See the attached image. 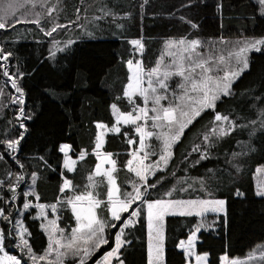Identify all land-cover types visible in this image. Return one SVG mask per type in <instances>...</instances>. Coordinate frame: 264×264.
<instances>
[{
    "label": "trees",
    "instance_id": "trees-1",
    "mask_svg": "<svg viewBox=\"0 0 264 264\" xmlns=\"http://www.w3.org/2000/svg\"><path fill=\"white\" fill-rule=\"evenodd\" d=\"M46 5L37 7V12L41 13L39 26L30 22L17 25L15 30H0V42L16 56L10 61L13 65L10 71L19 65L20 70L26 73L21 86L26 93L25 113L32 117L23 120L26 131L19 126L17 106L9 102L13 89L7 78L0 74V88L4 93L0 97V142L15 138L21 132L24 135L16 156L9 153L0 159V179H8L5 176L8 170L26 174L38 172L35 191L39 193L40 202L46 204L62 200L65 195H74L72 189H66L64 193L59 191L65 177L72 180L75 194L91 190L99 199L106 201V177L93 175L95 188L90 187L88 179L95 173L98 163V157L92 151L99 132L96 122H104L109 127L116 124L111 107L113 103L121 111H132L134 105L123 95L129 78L128 59L136 61L142 58L147 70L155 67L161 56H166L168 45L165 42L170 39L199 38L204 43L198 52L204 57H218L227 55L233 43L241 37L264 36V14L260 12L259 0H147V3L144 0H49ZM102 7L111 9L120 18L109 16L102 23L92 24L87 28L94 33L91 36L85 34L84 27L68 24L69 20H76L77 8L81 10V23L88 25L93 16H101L99 9ZM125 13H131V16L126 17ZM25 18L29 21L36 19L34 15ZM187 21L198 27L193 28ZM54 22L67 25L66 30L57 29L53 37H46L45 31ZM68 38L76 43L66 52L57 51L50 42ZM138 38H142L145 44L142 57L130 43ZM49 49L56 53L54 58L49 57ZM249 61L250 68L234 81L231 95L222 97L223 102L217 104L218 110L236 121V128L221 138L212 137L210 155L197 164L195 160L199 159V153L192 152V145L203 148V135L212 127L213 113H203L174 146V155L167 169L158 170L157 175L149 180L154 183L164 176L161 184L150 190L151 198H158L184 178L192 187L187 192L174 193L173 198L189 199L204 194L196 178L203 177L208 181L214 174L216 183L207 190L217 198L226 199L227 204L226 214H208L205 221L210 226L199 232L197 252H209V264H220L224 253L244 257L255 245L264 243V197L257 195L255 183L257 168L264 164V49L259 52L253 50ZM180 80L178 76L171 77L169 88L179 91L177 84ZM135 103L143 106L142 98L137 97ZM162 103L167 104L168 101ZM150 123L152 125L151 120ZM120 127L119 133H106L102 150L112 152L113 159L117 161L114 174L123 194L125 188L131 190L128 181L134 178L126 167L130 156L128 149L138 147V144L129 146L124 133L137 137L138 134H135L133 125L122 124ZM63 144L71 146L69 154L72 157L78 158L81 151L87 152L83 160H77L74 171L64 167L66 155L61 149ZM146 144V151L158 153L160 141L155 136ZM0 152H5V148L0 146ZM233 153L240 155L233 157ZM17 158L24 164L23 169L17 165ZM155 159L157 155H150L149 162ZM30 183V175H26L18 192L26 191ZM4 192L8 195L6 189ZM29 198L34 199L32 196ZM23 200L21 196L15 201L18 209L22 207ZM3 206L0 202V207ZM36 212L37 208L32 206L22 217L31 232L29 239L34 250L42 251L47 246V237L39 226ZM97 213L102 218L109 215L103 204ZM57 215L59 227L70 233L75 226L70 207L58 206ZM200 220L197 215L170 214L165 218V264H185L179 241L186 238ZM1 221L3 226L4 221ZM117 230L106 229L109 244L103 245L88 264L114 246ZM124 239L128 242L121 249L125 264H148L145 217H141L134 228L125 231ZM12 246L13 243H6L10 251Z\"/></svg>",
    "mask_w": 264,
    "mask_h": 264
},
{
    "label": "snow or ice",
    "instance_id": "snow-or-ice-1",
    "mask_svg": "<svg viewBox=\"0 0 264 264\" xmlns=\"http://www.w3.org/2000/svg\"><path fill=\"white\" fill-rule=\"evenodd\" d=\"M144 3H147V0H144ZM27 4L35 7L33 0L0 2V30H15L17 25L30 22L39 26L41 13L31 12L17 15V12ZM259 4L260 12L264 14V0H259ZM42 6H47L46 0ZM51 10L49 9V11ZM80 11L79 8L76 9V20H69L68 24L84 27L85 34L89 36L94 34L87 30L92 24L102 23L109 16L120 18L111 9L102 7L99 9L101 16H93L92 21L88 25H84L81 23ZM26 15H34L36 19L29 21L25 18ZM124 16L130 17L131 13H125ZM84 18L87 19V16ZM181 19L185 18L181 17ZM187 22L193 28L198 27L192 21ZM118 26L122 27V25ZM66 28L67 25L54 22L50 29L41 30L45 31L46 37H53V33L57 29L63 31ZM221 41H224L223 37H221ZM50 42L60 52L68 51L76 43L71 38L66 41L53 39ZM130 43L142 57L145 48L143 39H133ZM165 43L169 48H178L180 52L178 57L174 52L168 53L174 58L167 66H162L163 56L155 67L147 70L144 68L142 58L135 62L133 59L126 61L129 78L123 95L130 104L134 105L132 111L121 112L113 103L111 107L116 110L114 112L116 124L109 127L104 122H96L100 131L95 137V147L92 151L99 158V163L95 165V173L90 174L88 179L90 187L95 188L92 176L102 174L106 177L108 184L106 201L99 199L91 190L75 194L72 180L65 177L59 191L64 193L66 189H72L74 195H65L62 200L57 199L52 204L41 203L39 193L35 191L38 172L33 171L30 174L11 170L5 172L8 179H0V202L4 204L3 207H0V220L4 221L3 226H0V264H65L66 260L69 261V264H88L103 245L109 244L106 229H118L114 233V246H110L109 251L104 252L99 259H96L95 264H113L114 261L116 264H125L124 259L121 258V249L128 243L124 239L125 231L134 228L140 222L141 217L146 218L148 229V264H165V218L170 214L197 215L201 218L187 239L179 241L178 247L184 250L185 264H192L193 258L195 264H208L209 252L196 251V242L199 239L197 234L201 228L210 226L204 223L206 214H226L227 204L226 199L217 198L213 192L207 190L208 187L216 183L214 174L209 177L208 181L203 177L196 178V183L204 190V194H197L195 198L189 199L173 198L174 193L187 192L188 188L192 187V184L184 178H180L179 185H173L158 198H151L150 190H155L165 178L160 176L154 183H150L149 180L150 177L157 175L158 170L167 169L174 155V146L181 141L185 130L203 113L207 111L213 113L210 122L212 127L210 132L203 135V142H205L203 148L201 145H192V152L199 153V159L195 160L197 164L200 159H206L210 155L209 147L212 137L221 138L236 128V121L218 110L217 104L223 102L222 97L231 95L234 81L250 68L249 54L253 50L259 52L264 49V36L259 38L241 37L233 43L232 50L228 51L227 55L220 54L218 57L214 55L204 57L199 53L198 49L204 43L199 38L188 40L186 37H181L179 40L170 39ZM185 53L187 56L184 55ZM55 55L56 53L49 49V57L54 58ZM15 59L14 52L7 50L5 44L0 42V74L7 78L8 84L13 89L9 102L17 106L16 116L19 118L17 123L26 131L23 120L32 118L30 114L25 113L26 93L24 87L21 86V81L26 73L20 70L19 65L15 67L14 71H10L13 67L10 61ZM173 76L181 78L180 83L177 84L179 91L169 88L168 81ZM3 95V91L0 90V97ZM137 97L142 98L143 106L135 103ZM165 100L168 101L167 104L162 103ZM150 101L151 108L149 107ZM150 111L152 115H149ZM149 120L152 121L153 131L149 130ZM121 121L124 125H133L135 134H138L137 137L136 135L129 136L128 132L124 133V136L128 138L127 144L129 146L138 144V147H129L128 149L130 156L127 159L126 167L130 173L134 174V178L128 181L131 190L125 188L123 194H121L120 186L117 183V177L114 175L117 161L113 159L112 152L102 151L106 143V133L113 131L119 133ZM153 136L160 141L158 153L146 151L148 147L146 141ZM23 138L24 135L21 132L15 138L0 142V146L5 148V152H0V159L9 153L16 156ZM70 147L69 144L61 145V149L65 153ZM86 155V150L81 151L77 159L83 160ZM150 155H157V159L146 163ZM232 155L235 157L240 154L233 153ZM187 158L185 156V159ZM40 159L43 160V157ZM16 163L20 169L24 168V164L18 158ZM76 163V159L67 156L63 161L64 167L73 171ZM105 164H110L111 167L105 168ZM236 168L239 169V165H236ZM257 171H261V169L258 168ZM26 175H30L31 183L26 191L18 192ZM185 184L187 187H184ZM5 189L8 195H5ZM237 194L239 195V192ZM257 195L264 197V182L258 183ZM21 196L24 197L23 210L30 209L34 202L35 207L39 209L36 218L40 220V228L47 233V246L42 251L34 250L29 239L31 232L23 219L20 218L15 201ZM29 196L34 197V200L27 199ZM102 204L109 214L106 218H102L97 213V209ZM58 206H68L74 214L75 226L71 228L70 233H66L59 227V216L48 219V210L57 212ZM6 243H13V247L18 249L19 254L9 251ZM223 262L224 264H240L238 260L229 259L227 254L224 255Z\"/></svg>",
    "mask_w": 264,
    "mask_h": 264
},
{
    "label": "rangeland",
    "instance_id": "rangeland-1",
    "mask_svg": "<svg viewBox=\"0 0 264 264\" xmlns=\"http://www.w3.org/2000/svg\"><path fill=\"white\" fill-rule=\"evenodd\" d=\"M49 0H46V2H48ZM0 2H7V0H0ZM21 2H23V0H21ZM33 2H34V4H35V7L33 8L32 7V5H30V4H27L24 8H22V9H20L18 12H17V15H21V14H27V13H31V12H37V7L39 6V5H43V3H45V0H33ZM27 16V15H26ZM29 16V15H28ZM30 16H33V15H30ZM175 40H179V39H175ZM174 52V53H176V56L178 57L179 56V54H180V52H179V49L178 48H175V47H173V48H167V50H166V56H164V58H163V61H162V66H165L166 64L168 65L171 61H172V59L174 58L173 56H169L168 55V53L169 52ZM185 56H187V53H185L184 54ZM135 62V61H134ZM222 74V73H221ZM0 90H1V88H0ZM117 108H118V110L119 111H121L120 109H119V107L117 106ZM116 110H114L113 109V113L115 112ZM121 112H124V111H121ZM134 115L136 114L135 112L133 113ZM149 115H152V113H151V111H150V113H149ZM141 123H142V121H141ZM123 124V122L121 121L120 122V126ZM148 125H149V130L150 131H153L154 129H152V127H151V123L149 124V121H148ZM99 131H100V129H99ZM63 151V150H62ZM103 151V150H102ZM64 153H65V151H63ZM141 154H143V153H141ZM65 155L67 156V157H71L72 159H76V160H78L77 158H75V157H72L70 154H69V149L67 150V152L65 153ZM66 156H65V158H66ZM99 159V158H98ZM99 163V162H98ZM146 163H149V160L148 161H146ZM104 167L105 168H108V167H111V165L110 164H105L104 165ZM259 169H261V171H256V173H255V183H256V188H257V186H258V183H261V182H264V164H262V165H260L259 167H258ZM257 168V169H258ZM115 175V174H114ZM27 199H31V198H29V197H27ZM32 200H34V199H32ZM33 206H35V202L33 203ZM19 210V212H20V218H22L23 219V217H22V215H23V213H25L26 212V210H23V208L21 207L20 209H18ZM39 211V209L37 208V212ZM36 212V213H37ZM209 214H216V215H218V214H220V213H209ZM56 216H58L57 215V212H52L50 209L48 210V219H52V218H54V217H56ZM207 216H208V214H206V221H207ZM201 219V218H200ZM24 221V220H23ZM206 221H205V219H204V223L206 224ZM25 223V222H24ZM26 225V224H25ZM0 226H2V221L0 220ZM202 229V228H201ZM194 230V229H193ZM45 232V231H44ZM45 235H46V237H47V233L45 232ZM198 236H199V233L197 234ZM184 239H187V237L186 238H184ZM199 240V239H198ZM198 240H197V242H198ZM197 242H196V245H197ZM8 249V248H7ZM180 249V248H179ZM9 250V249H8ZM182 252L184 251V250H182V249H180ZM10 251V250H9ZM12 252H13V254H19V251H18V249H15L13 246H12V250H11ZM109 251V250H108ZM196 251H197V248H196ZM262 253H264V243H259V244H257V245H255L252 249H250L249 250V252L247 253V255H245L244 257H242V256H229L227 253H224V254H222V256H221V261H220V264H224V262H223V257H224V255L225 254H227V256L229 257V259H234V260H238L239 262H240V264H264V255H262ZM101 257V256H100ZM99 257V258H100ZM99 258H97V259H99ZM96 260V259H95ZM65 264H69V261L68 260H66L65 261ZM90 264H95V261L93 260V262L92 263H90ZM113 264H116V262L114 261L113 262ZM192 264H195V260H194V258H193V260H192ZM208 264H209V257H208Z\"/></svg>",
    "mask_w": 264,
    "mask_h": 264
},
{
    "label": "crops",
    "instance_id": "crops-1",
    "mask_svg": "<svg viewBox=\"0 0 264 264\" xmlns=\"http://www.w3.org/2000/svg\"><path fill=\"white\" fill-rule=\"evenodd\" d=\"M69 150H70V148H69ZM98 162H99V159H98Z\"/></svg>",
    "mask_w": 264,
    "mask_h": 264
}]
</instances>
